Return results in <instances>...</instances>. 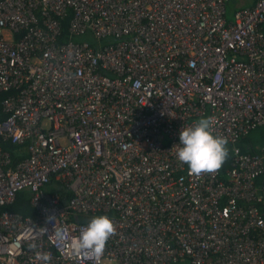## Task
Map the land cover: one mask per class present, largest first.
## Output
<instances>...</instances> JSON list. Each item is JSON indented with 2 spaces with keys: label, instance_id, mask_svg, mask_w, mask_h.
I'll list each match as a JSON object with an SVG mask.
<instances>
[{
  "label": "built area",
  "instance_id": "1",
  "mask_svg": "<svg viewBox=\"0 0 264 264\" xmlns=\"http://www.w3.org/2000/svg\"><path fill=\"white\" fill-rule=\"evenodd\" d=\"M229 1L0 0V264H96L78 242L99 215V264H264V152L239 144L264 125V0ZM207 117L232 166L197 177L173 147ZM23 191L34 215L8 208Z\"/></svg>",
  "mask_w": 264,
  "mask_h": 264
},
{
  "label": "clouds",
  "instance_id": "2",
  "mask_svg": "<svg viewBox=\"0 0 264 264\" xmlns=\"http://www.w3.org/2000/svg\"><path fill=\"white\" fill-rule=\"evenodd\" d=\"M214 117L202 118L192 126L180 130L176 156L179 162L188 166L189 175L201 176L219 171L226 162L229 149L228 141L224 137L214 135ZM179 145V147L177 146ZM51 217V218H50ZM51 224V237L63 240V229L57 224L55 214H50L46 220ZM46 232L49 230L44 228ZM116 233V226L107 215L93 217L87 227L81 232L78 248L85 254H92L96 264L104 255L108 240ZM35 243L30 248L35 249ZM36 260L48 264L51 260L49 253H36Z\"/></svg>",
  "mask_w": 264,
  "mask_h": 264
},
{
  "label": "trees",
  "instance_id": "3",
  "mask_svg": "<svg viewBox=\"0 0 264 264\" xmlns=\"http://www.w3.org/2000/svg\"><path fill=\"white\" fill-rule=\"evenodd\" d=\"M70 21V16L67 17L64 21H63V39L64 38H68V23ZM263 29H264V24H263ZM7 95V93H1L0 94V102L1 100ZM0 110H1V104H0ZM264 127V126H263ZM258 128H261L258 127ZM257 129V128H256ZM254 129V130H256ZM252 132V131H251ZM251 132L246 135L245 137H243L240 141V146L242 147L243 151L244 152H258V153H261V152H264V148H259V146H255L254 143L251 141V139L249 138V135L251 134ZM263 136H264V130H263ZM3 144V147L6 149V150H9L13 156V160L14 161H18L19 160V157L20 156H17V153L24 149V145H17L15 143H12L10 140L9 141H5V142H2ZM227 148L229 149V155H228V158L226 160V162L224 163V165L222 166V170H226L228 168H231L232 166V152H231V148L229 145H227ZM26 154V153H24ZM24 156V155H23ZM258 182L260 183H264V176H261L259 179H258ZM55 182H51L48 186H47V189L48 190H59V187L58 185L56 187H53L52 184H54ZM31 196H30V193L28 191H23V192H20L17 196V199L15 201L14 204L10 205L8 208L11 209V210H14V211H18V212H21L23 213L24 215H34L35 214V209L34 207L32 206L31 204ZM259 208L260 210L263 212L264 214V203H260L259 204ZM93 217L91 216H83V217H80V221L81 222H84V223H88L90 222V220L92 219Z\"/></svg>",
  "mask_w": 264,
  "mask_h": 264
},
{
  "label": "rangeland",
  "instance_id": "4",
  "mask_svg": "<svg viewBox=\"0 0 264 264\" xmlns=\"http://www.w3.org/2000/svg\"><path fill=\"white\" fill-rule=\"evenodd\" d=\"M233 5H234V2L232 1L227 7V12H228L227 15H228V18L231 20L234 18V13H235V11L232 10ZM74 40H76V41H89L95 47H102L108 43H111L113 41V38L99 40L94 36L93 33L88 32L82 36L74 37ZM263 126H261V128H257L256 130H253L251 132V134L249 135V138L254 143V145L259 146V148H261V149L264 148V136H263L264 127ZM52 186L56 187L57 184L54 183V184H52Z\"/></svg>",
  "mask_w": 264,
  "mask_h": 264
},
{
  "label": "crops",
  "instance_id": "5",
  "mask_svg": "<svg viewBox=\"0 0 264 264\" xmlns=\"http://www.w3.org/2000/svg\"><path fill=\"white\" fill-rule=\"evenodd\" d=\"M234 2V5H233V7H232V10L233 11H236L237 9H239V8H241V7H245V6H252V5H254L256 2H257V0H230L229 2H228V5L231 3V2ZM228 5H227V7H228ZM228 13V12H227ZM227 17H228V15H227ZM263 126V125H262Z\"/></svg>",
  "mask_w": 264,
  "mask_h": 264
}]
</instances>
